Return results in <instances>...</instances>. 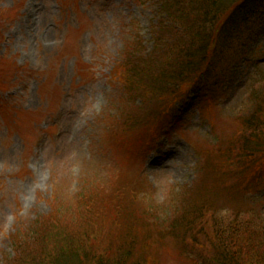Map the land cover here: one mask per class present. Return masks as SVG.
I'll return each instance as SVG.
<instances>
[{
	"label": "rangeland",
	"instance_id": "1",
	"mask_svg": "<svg viewBox=\"0 0 264 264\" xmlns=\"http://www.w3.org/2000/svg\"><path fill=\"white\" fill-rule=\"evenodd\" d=\"M160 4L0 0V264L13 255V233L32 236L35 221L59 204L73 208L78 194L99 183L140 187L137 207L151 212L149 220L159 216V223L175 217L183 195L206 189L199 165L221 162L237 134V117L251 110L255 74L264 72V36L245 47L246 61L231 63L229 74L220 76L224 62L215 65L211 82L217 87L208 91L212 104L185 101L175 114L124 130L119 115L127 117L141 101H127L114 69L125 59L129 41L136 38L145 51L153 49L155 25L166 17ZM262 158L251 162L257 177L247 187L253 191L235 192V200L206 185L216 197L212 220L227 222L238 201L264 206ZM149 226L158 231V224ZM162 238L158 264H191L169 235Z\"/></svg>",
	"mask_w": 264,
	"mask_h": 264
},
{
	"label": "trees",
	"instance_id": "2",
	"mask_svg": "<svg viewBox=\"0 0 264 264\" xmlns=\"http://www.w3.org/2000/svg\"><path fill=\"white\" fill-rule=\"evenodd\" d=\"M160 11L167 18L155 25L153 49L145 51L135 38L114 69L127 101H141L127 117L119 115L124 130L175 114L185 101L212 104L208 91L217 87L211 82L215 65L224 62L220 76L229 74L231 63L246 61L245 47L264 36V0H161ZM255 77L248 96L251 110L237 117V134L225 149L226 157L223 154L219 164L206 159L207 164L199 165L203 184L231 197L253 191L247 187L257 177L251 162L264 155L263 70L258 69ZM230 161L236 167H223ZM246 174L252 176L232 179ZM139 188L99 183L78 194L73 208L71 203L55 206L34 222L32 236L22 231L10 236L13 255H7L4 264H158L163 233L180 253L188 254L191 264H264V206L238 201L239 206H230L233 216L220 225L222 221L211 218L216 197L205 189L200 195H183L175 217L167 223L154 216L151 223L158 224L154 231L149 226L151 212L137 207Z\"/></svg>",
	"mask_w": 264,
	"mask_h": 264
}]
</instances>
